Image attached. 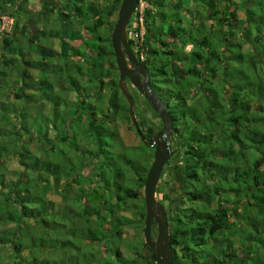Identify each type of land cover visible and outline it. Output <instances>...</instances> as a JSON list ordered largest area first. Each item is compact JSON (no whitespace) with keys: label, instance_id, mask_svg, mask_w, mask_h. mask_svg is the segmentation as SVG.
<instances>
[{"label":"trees","instance_id":"trees-1","mask_svg":"<svg viewBox=\"0 0 264 264\" xmlns=\"http://www.w3.org/2000/svg\"><path fill=\"white\" fill-rule=\"evenodd\" d=\"M105 1L107 5L99 8L68 0L66 7L79 21L95 22L85 26L93 44L84 45L94 56L71 43L85 44V37L82 30L76 32L67 25L62 30L41 31V36L29 37L25 31L19 33L22 39L14 35L19 26L16 15L24 7L19 1L12 5L9 16L14 24L3 35L7 52L2 53L0 64V94L6 96L9 85L16 90L12 103L0 99V227L6 226L0 229V264H139L147 260L154 264L151 256L137 252L139 244L132 246L136 253L130 259L120 248L128 242L124 228L130 222L120 213L140 199L151 167L147 151L151 147L143 141L142 146L126 147L116 131L119 118L133 122L119 75H113L118 70L111 41L116 23L111 24L109 36L101 33L122 1ZM144 1L149 5L143 21L146 33L135 57L149 67L151 84L173 116L174 158H180L181 201L187 203L168 215L175 264H264V80L251 69L252 61L264 63V0H244V21L237 13L226 11L220 16L219 0ZM185 2L194 7L184 13ZM3 6L0 16L6 14L1 13L6 10ZM199 7L203 11L193 21L190 9ZM58 15L61 21L70 19L61 10ZM240 28L262 59L255 60L244 43L234 42V31ZM41 38L58 39L60 49L44 47L39 44ZM23 39H28L29 49L34 46L32 52L38 59H20L27 49ZM129 43L134 51V43ZM81 56L87 57L88 69L71 61ZM68 67L77 75H71ZM5 68L20 73L21 80L6 83ZM32 71H37V78ZM85 81L88 84L82 86ZM91 85L95 86L92 94ZM103 85L111 95L104 94ZM31 90L36 97L29 95ZM70 92L77 95L73 102L67 100ZM26 99L31 104H49L52 113L35 115L26 108ZM97 102L105 103L98 107ZM70 107L74 114L68 112L71 119L67 121L62 110ZM134 112L141 120L139 111ZM85 115L90 121L82 134L94 141V154L76 134L75 124ZM162 126L155 131L140 122L149 143L155 135L163 137ZM52 129L57 131L54 138ZM36 140L50 143L46 151L51 156L60 149L57 143L71 150L60 149L57 161L42 159L30 149ZM126 149H134L135 156L126 154ZM13 158L21 168L8 180L11 172L6 164ZM90 159L98 160L92 164L94 177L84 175ZM130 175L137 178L134 187ZM72 185L78 188L74 192ZM140 216L145 219L146 214ZM235 243L239 247L232 248ZM142 247L148 249L145 242ZM198 251L200 256H196ZM213 258L215 263H209Z\"/></svg>","mask_w":264,"mask_h":264},{"label":"rangeland","instance_id":"rangeland-1","mask_svg":"<svg viewBox=\"0 0 264 264\" xmlns=\"http://www.w3.org/2000/svg\"><path fill=\"white\" fill-rule=\"evenodd\" d=\"M13 1V2H12ZM19 1V0H0V5H5L3 7H5V11H1V13H6L3 14V16L0 17H4L6 15H10V13H12L14 10L12 5H15V3ZM45 1H51L50 4H54V6L57 8L55 10H52L51 8H49L48 6L46 7V9L42 8L43 5V0H20V2L23 4V10H21L20 12L17 13L16 15V20L19 23L18 26V34H14L17 35L19 38L22 39V36L19 35L20 32L25 31L26 36L29 35V37L33 34H37L39 33V35L41 36V31H46L48 32L50 29L51 30H62L64 29V27L67 25V27H70L72 29H74L76 32L78 30H82L83 36L85 37L84 41L85 44H83V41H72L71 43L74 45H82L83 47H81L83 53H88V54H92V56H94L93 52H88V49L86 47H84V45H92L93 44V39H90L91 36H89V34L87 33L85 26H92L95 22L93 20H78L74 17L73 12L66 9V7H68V0H56V2L54 3V0H44ZM82 4H84V6L86 7L87 5H97L99 8L100 7H104L107 5L105 0H80ZM122 1V0H121ZM145 4V1H143ZM186 6H183V12L185 13V11H187L188 7H194V4L192 2H185ZM245 4V1H239V0H233L232 2H223L222 0L217 2V11L221 12L220 16L222 15V13H225L227 11V13H237V17L239 20H246L244 12L243 10V5ZM120 9V8H119ZM190 9V8H189ZM61 11L65 12L66 14H68L70 16L69 20L66 21H61L60 16L58 15V13ZM193 12L191 13V17L193 19V21H196V13H200L201 11H203V8L199 7V9H190ZM190 14V12H189ZM188 14V15H189ZM12 15V14H11ZM118 19V13L114 14L112 17H110L109 19V25H107L106 27H104L103 29H101V33H105L106 36L110 35V29H111V24H114L117 22ZM187 20V18H186ZM186 23V22H185ZM234 23V22H233ZM217 27V26H214ZM243 27V26H242ZM23 29V30H22ZM235 29V28H233ZM12 30V29H11ZM14 30V29H13ZM40 30V32H38ZM211 30V29H210ZM229 30L228 28H226V31ZM212 31V30H211ZM11 32V31H10ZM32 32V34H31ZM229 32V31H228ZM236 32L235 38H234V42H241L244 43V47L245 49H247L251 55L254 56L255 60H259L262 59L261 56V52L256 51L255 45H248L247 41L245 39L244 33L242 28L239 29V31H234ZM112 34V33H111ZM3 35L0 34V64L3 61V57L1 56L2 53L7 52V48L4 47V43H3ZM67 40V39H66ZM23 41H26L24 45L25 48H27L26 50H24L25 56L21 57L20 59L24 60V59H38V57L35 55L36 52H32L35 48H33L34 46L32 45L31 48L29 49L28 45V39H23ZM42 44L45 46H51L52 48H55L56 50L60 49V42L58 39H50L47 40L44 38L40 39L39 44ZM38 44V41L37 43ZM244 49V50H245ZM6 50V51H5ZM87 55V54H86ZM87 57L85 56H81L80 58H71V61L74 63H76L77 65H79L80 67L82 66L83 68H87L88 69V60H86ZM49 63H57L56 59H49L48 60ZM71 62V63H72ZM251 64V69H254L255 72H258L261 76V78L264 80V63H258V62H254ZM18 63H20V60L18 61ZM26 68V67H25ZM71 71V75L74 74L77 75V72L72 68V67H68ZM24 69V67H21L20 71L22 72V70ZM5 73H6V79L5 82L6 83H15L18 82L19 80H21L20 78V73H14L13 70L10 71V68H5ZM118 70H114L113 71V75H119V71ZM37 72V71H36ZM35 71L31 72V75L33 76V78H37V74ZM40 73V72H39ZM19 75V76H18ZM41 75V73H40ZM113 77V76H112ZM86 78V77H85ZM112 79V78H111ZM109 79V80H111ZM116 79V78H115ZM107 80V81H109ZM82 81H84L82 79ZM33 83V82H31ZM35 83V82H34ZM88 83L83 82L82 86L86 85ZM11 86L7 93L6 96H4V94H0V99L2 101H8V99L11 101L10 103L13 102L14 100V93H15V88L12 89L13 85H9ZM89 86V90L90 93L92 94L93 92H95V86ZM124 86L125 88H127V91H129V93L132 95L134 101H135V107L134 109H137L140 113V119L143 120L145 128H152L155 131H158L161 126H162V121L160 119V117L157 115V113L154 110V106H152L149 102H148V98L144 95H141L139 92H137V90L133 87V85L130 83L129 80L126 79V81L124 82ZM15 87V85H14ZM17 89V88H16ZM105 92L104 94L107 95H111V91L109 90V87L107 85H103L102 88ZM31 94H33L36 97V94L33 92V90L30 91ZM33 96V97H34ZM77 99V95L73 92H70L67 95V100L68 102H73ZM227 101H228V96L224 97V103L227 105ZM105 102H97V106L98 107H102L104 105ZM124 107H126V103L122 102ZM25 105L26 108L31 110L33 113H35V115L39 114L40 112L42 113H46L48 115H50L52 113V107L49 106V104H31L28 103L27 99L25 101ZM43 106V107H42ZM20 106L19 103L17 102V106L15 105V110H19ZM128 109H129V105H128ZM68 112H71V114H74V109L70 107L69 111H63L62 110V116L64 118H66L67 121H69V114ZM122 117V116H121ZM124 117V116H123ZM9 119H13V118H9ZM90 117L89 115H85L83 116L81 119L77 120L76 124H75V129H76V134L79 135L80 137V141L82 146H87L89 150L93 151V154L96 153L95 152V144L94 141L92 139H90V135L87 134H82L83 132V128L88 124V122ZM138 120V118H137ZM141 120H138L139 125ZM12 121V120H11ZM163 127V126H162ZM141 129V128H140ZM50 131V135L51 138H54L55 135H57V131H55L54 129L49 130ZM116 131L117 134L119 135L120 141L121 143H123L124 146L126 147H137V146H142V141L140 136L138 135V133H136V129L134 128L133 123L131 122H125L122 120V118H119L116 121ZM142 133V131H141ZM143 134V133H142ZM85 138V140H84ZM162 138V137H161ZM161 138L157 137L156 135L153 138V141L151 144H154L155 141H159ZM57 145L60 147V149H64L67 151L71 150V147L66 145H60V143H57ZM50 143L47 145H44V142H41L40 140H36L34 142H31V146L30 149L32 151L35 152V155L39 156L42 159H45L46 157H48L49 159H52L54 161L59 160V157H57L58 152L60 151V149L58 150V152L56 154H54V156H51L52 154L48 151H46L47 149H49ZM149 146V145H148ZM151 147V146H149ZM172 148V152H174V155L171 157V159L168 161L167 165L165 166L160 182H159V186L158 188L161 189V192L157 193V201L160 202L161 204H163V206L165 207V210L167 211V214H173L175 211L178 212V209L180 210V208L184 207V205L187 206V203L182 204L181 201V195H182V185H183V180L181 179L180 175H179V171H178V166L180 165V158H174V156L176 155V146L172 143L171 145ZM148 151V155L150 157V161L149 163L152 164V161L154 159V153H155V147H151L150 149L147 150ZM115 153L117 152L114 151ZM146 152V151H145ZM50 153V154H49ZM135 156L136 151L134 149H126V154H133ZM86 160H89V156L86 158ZM93 160L90 159V165L85 167L84 170V175H90L89 177H94V172H93V163H97L96 162H92ZM140 164L139 162H137L136 166ZM146 164V163H145ZM145 164H142L140 167L144 166ZM8 171L11 172V174H9L8 176V180H12V173H15V171H17L20 167L19 165V160L16 158H13L11 161H7L6 164ZM131 176V181L132 183L130 184L131 187H134V185L136 184L137 178L133 175ZM64 185L66 183V180H64L62 182ZM90 187L88 184L86 186ZM71 192H74V189H78L77 185H72L71 186ZM50 198L52 200H59L54 196H50ZM60 201V200H59ZM145 209V210H144ZM239 212H241V208L238 210ZM140 213H145L146 214V204H145V197H144V189L141 190V194H140V199L139 201H132L130 202V205L124 209L120 214L122 216H124L127 220H129V225H127L124 228V237H126L128 239L127 243L124 244H120V248L124 253L125 258H132L133 255L132 253H136L134 252V250H132V246L135 247L137 244H139L141 250H138L137 252L141 253L142 255H145L147 258L151 256V252H149L148 249H144L142 247V244L145 242L144 239V228H145V219H142L140 216ZM235 218L232 219L230 222H234ZM236 221V220H235ZM6 228L5 225H2L0 227V229H4ZM154 235L155 238L158 236V230H157V226H154ZM231 241H235L234 237L231 238ZM239 244L233 245L232 248L234 247H239ZM130 246V248L128 249L127 247ZM134 249V248H133ZM199 253H197L196 256H200L201 251H198ZM148 261V260H147ZM146 261V263L141 262L139 264H150ZM209 263H215V259H210Z\"/></svg>","mask_w":264,"mask_h":264},{"label":"water","instance_id":"water-1","mask_svg":"<svg viewBox=\"0 0 264 264\" xmlns=\"http://www.w3.org/2000/svg\"><path fill=\"white\" fill-rule=\"evenodd\" d=\"M139 2L140 0H122L111 41L119 71V86L126 102H128L130 117L141 141L147 144V140L141 133L140 125L134 112L135 101L124 86L126 79L130 81L139 93L146 95L149 103L154 106L155 112L162 121L163 137L159 141H155L154 144H147L155 147V153L144 187L146 204L144 239L148 249L151 251L152 263L175 264L174 249L170 241L168 214L163 204L157 201V188L163 170L174 155V152L171 151L174 120L166 103L151 84L149 67L145 63L138 62L128 40L127 28L130 23L129 21H131ZM155 225L158 230L156 238L153 230Z\"/></svg>","mask_w":264,"mask_h":264},{"label":"built area","instance_id":"built-area-1","mask_svg":"<svg viewBox=\"0 0 264 264\" xmlns=\"http://www.w3.org/2000/svg\"><path fill=\"white\" fill-rule=\"evenodd\" d=\"M144 0H140L136 11L129 21V25L127 28V36L129 42L132 41L134 43V55L139 53L140 48L142 47L144 37H145V27H144V12L149 8L148 3ZM14 24V19L8 15L0 18V34L5 35L8 33ZM140 59L143 61L145 59L144 55L141 54Z\"/></svg>","mask_w":264,"mask_h":264},{"label":"flooded vegetation","instance_id":"flooded-vegetation-1","mask_svg":"<svg viewBox=\"0 0 264 264\" xmlns=\"http://www.w3.org/2000/svg\"><path fill=\"white\" fill-rule=\"evenodd\" d=\"M19 2H20V0H19ZM48 2H49V1H45V2H44V0H43V5H42V8H43V9H46L47 6H48L49 8H51V9H52L53 7H55L54 4H48ZM53 2L55 3L56 0H54ZM106 3H107V1H106ZM118 12H119V10L117 11V13H118ZM111 17H112V16H111ZM137 92H138V91H137ZM140 94H141V93H140ZM141 95H144V94H141ZM145 96H146V95H145ZM148 102H149V101H148ZM148 143H149V142L147 141V144H148ZM171 151H172V150H171Z\"/></svg>","mask_w":264,"mask_h":264}]
</instances>
